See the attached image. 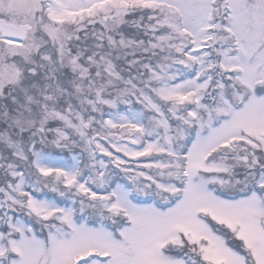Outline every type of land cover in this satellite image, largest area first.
Here are the masks:
<instances>
[{
	"label": "snow or ice",
	"instance_id": "obj_1",
	"mask_svg": "<svg viewBox=\"0 0 264 264\" xmlns=\"http://www.w3.org/2000/svg\"><path fill=\"white\" fill-rule=\"evenodd\" d=\"M0 264H264V0H0Z\"/></svg>",
	"mask_w": 264,
	"mask_h": 264
}]
</instances>
